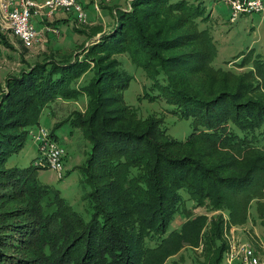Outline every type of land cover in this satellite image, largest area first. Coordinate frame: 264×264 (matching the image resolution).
<instances>
[{
	"label": "trees",
	"instance_id": "16d2710c",
	"mask_svg": "<svg viewBox=\"0 0 264 264\" xmlns=\"http://www.w3.org/2000/svg\"><path fill=\"white\" fill-rule=\"evenodd\" d=\"M85 1L94 13L95 1ZM97 7L113 20L107 32L101 19L74 27L87 38L77 48L21 59L5 89L0 84V236L13 230L23 247H36L38 264H165L182 248L194 264H221L224 232L248 219L251 202L264 224V56L240 53L238 64H214L200 0H100ZM4 38L0 32L13 47ZM127 61L145 72L152 93L145 96L192 120L183 141L166 133L160 117L139 118L125 104L133 77ZM68 101L81 108L58 124L78 128L90 144L81 212L36 180L37 167L6 166L43 110ZM201 206L209 214L193 212ZM2 242L0 264L33 263L1 253Z\"/></svg>",
	"mask_w": 264,
	"mask_h": 264
},
{
	"label": "rangeland",
	"instance_id": "374dc122",
	"mask_svg": "<svg viewBox=\"0 0 264 264\" xmlns=\"http://www.w3.org/2000/svg\"><path fill=\"white\" fill-rule=\"evenodd\" d=\"M83 1L86 2L85 0H80L81 3H83ZM99 1L100 0H96L93 2V7L95 5L98 6ZM104 1L110 2V0ZM188 1L197 2L198 0ZM200 1L201 5H204L206 11L204 14L206 18L202 21L203 24L201 27L203 29L206 28L210 34H212L213 42L217 48V54L213 60L214 64L224 66V61L227 60L238 64L241 58L240 53L247 54L250 52L251 57L256 54L264 56V10L260 13L251 12V14L245 13L239 15L235 22H231L229 19L230 11L228 5L222 0ZM37 2L42 5L44 4V0H37ZM90 8V5L86 9L84 8L87 16L84 21L79 22L77 20V12L71 8L57 7L49 12L48 7L42 6L40 11H42L43 15H33L31 18L33 25H35L36 29L39 31L38 37L35 38L31 44H25L13 34L12 29L7 25V22L3 18V13L0 10V32L4 35V40L6 39L5 41L13 45V47L11 46L8 48L5 44L0 42V84L2 88L5 89V77L11 73L17 72L21 67V59L25 58L29 63L37 62L38 59L42 58L40 53H47L48 47H58V49L64 51L77 48L76 45L87 38L82 33L79 34L78 32H74V27L77 29H87L86 26H91V24L97 23V21L101 19L103 31L107 32L109 27L113 24L112 18L109 15H105L99 8H97L98 10L95 9L94 13L91 12ZM41 20L49 23V25L44 24V26L40 23ZM56 20H61L60 23H56L57 28L54 27L60 32L59 34L50 30L53 28V25L50 24ZM176 33L180 34L178 32ZM99 35L100 33L95 34L92 39L95 40ZM90 41L85 42V47L89 45ZM172 52L168 51L167 54H171ZM231 65L237 69L235 64ZM126 68L133 77L123 93L125 104L136 108L139 118H145L150 115L160 117L162 119V126L166 129V133L172 138L183 141L192 131V120L190 118L178 117L173 111L174 107L166 103L163 98L155 97L154 99H150L148 96H145V93L149 95L152 94L149 89L150 83L146 79L145 72L141 68H136L129 61L126 63ZM73 102H54L53 107H51V109H44L40 116V126H43L48 132L53 131L56 139L61 143L66 153L65 161H63L64 168L62 171V178H59L52 168L35 165V162L40 161L41 155L38 153V143L32 135L38 133L39 125H33L27 128L24 143L18 150L10 154L6 160V166L25 168L32 165L37 167V169H35L36 180L41 184H46L54 189H58L60 196H62L73 209L81 212L83 205L82 194L86 191L81 181L83 168H85V163L88 158V147L90 144L89 141L83 137L78 128H74L66 123L58 124L62 118L69 113L70 109L80 107L77 101ZM185 197H187L186 194ZM260 201L264 204V196ZM250 204L248 219L243 224H230L224 232V238L228 244L233 240L250 243L251 247L257 252L256 254L259 260L264 261V224L257 218V204L254 201ZM186 206L191 208L189 201L186 202ZM193 212L196 214H209L205 207L202 206L194 208ZM15 219L17 218L10 220ZM179 219L180 218L177 220ZM1 232H3L0 236L3 241L1 243V253L4 252L14 257L19 256L22 259L33 261L32 264H38V261L41 260V254L32 251V249L36 247H23V240L12 238L13 235H11L10 232H13V230L11 229H2ZM23 238H28V236L25 235ZM200 250L201 248L199 251ZM181 255L183 256L182 264H194L192 262L194 255L189 248H182L178 254L168 259L165 264H171V261L178 262ZM196 256H199V252H197ZM225 256L226 252L221 264H226L224 261ZM8 264L14 263L8 262ZM43 264L50 263L43 261Z\"/></svg>",
	"mask_w": 264,
	"mask_h": 264
},
{
	"label": "built area",
	"instance_id": "2783aa9c",
	"mask_svg": "<svg viewBox=\"0 0 264 264\" xmlns=\"http://www.w3.org/2000/svg\"><path fill=\"white\" fill-rule=\"evenodd\" d=\"M96 1V0H94ZM228 5L230 11L229 19L235 22L239 15L251 14V12L260 13L264 10V0H222ZM42 6L49 8V12L57 7L71 8L77 12V20L84 21L87 13L79 0H44V4H39L37 0H0V10L7 25L19 40L25 44H31L38 37L39 31L32 23V16H42L40 9ZM95 9L98 7L95 5ZM98 10V9H97ZM51 31L59 34L54 27ZM38 143V153L41 155L39 162L35 165L49 167L55 170L56 175L60 178L63 176V158L64 149L54 139L50 137L49 132L39 126L38 133L32 135ZM255 249L250 243L233 240L228 244L224 261L226 264H264L259 260Z\"/></svg>",
	"mask_w": 264,
	"mask_h": 264
}]
</instances>
